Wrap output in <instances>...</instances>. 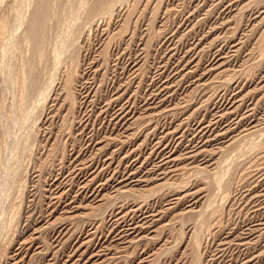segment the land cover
I'll use <instances>...</instances> for the list:
<instances>
[{
	"label": "rangeland",
	"instance_id": "374dc122",
	"mask_svg": "<svg viewBox=\"0 0 264 264\" xmlns=\"http://www.w3.org/2000/svg\"><path fill=\"white\" fill-rule=\"evenodd\" d=\"M43 1L0 0V264H264V0Z\"/></svg>",
	"mask_w": 264,
	"mask_h": 264
},
{
	"label": "bare ground",
	"instance_id": "6f19581e",
	"mask_svg": "<svg viewBox=\"0 0 264 264\" xmlns=\"http://www.w3.org/2000/svg\"><path fill=\"white\" fill-rule=\"evenodd\" d=\"M38 3H39V2H38ZM40 3H41V2H40ZM47 3H48L47 0H44V1H43L42 7L44 6V8H42V10H41V13H43V14H41V16H43V15L45 14L44 11H46L45 9L48 8V4H47ZM46 4H47V5H46ZM45 6H46V8H45ZM40 8H41V7H40ZM39 10H40V9H39ZM47 11H48V10H47ZM46 13H47V12H46ZM35 14H36V13H35ZM34 16H35V15H34ZM44 16H46V15H44ZM32 17H33V16H32ZM45 18H46V17H45ZM38 23H39V22H38ZM36 24H37V23H36ZM6 25H7V17H6V15H3L2 17H0V37H2V35H4V32L6 31ZM12 25H13V24H12ZM9 26H10V25H9ZM40 26H41V25H40ZM33 27H34V26H33ZM36 27H37V26H36ZM37 28H39V27H37ZM40 28H42V27H40ZM40 28H39V29H40ZM32 29H33V28H32ZM34 30H35V29H34ZM40 31H41V30H40ZM40 31H39V32H40ZM42 33H43V32H42ZM42 33H41V34H42ZM39 35H40V34H39ZM39 35H38V36H39ZM35 36H36V34H35ZM35 36H34V37H35ZM3 37H4V36H3ZM42 37H43V36H40L39 39L42 38ZM36 38H38V37H36ZM5 39H6V38H5ZM36 41H37V40H36ZM9 46H10V45H9ZM18 55H19V54H18ZM13 61H14V60H13ZM23 62H24V61H23ZM21 63H22V62H21ZM19 65H20V64H19ZM22 66H23V65H22ZM22 66H21V67H22ZM23 70H24V69H23ZM23 70H22V68H21L20 71L23 72ZM25 71H26V70H25ZM22 72L19 73V78H21L20 75L22 74ZM23 73H24V72H23ZM24 75H25V74H24ZM14 77H15V76H14ZM22 79H23L22 82H21V79H20L19 82H21L20 84L23 85V84H24V81H25V78L23 77V74H22ZM35 81H36V80H35ZM20 84H19V85H20ZM22 85H21V86H22ZM23 86H25V84H24ZM21 88H22V87H21ZM24 88H25V87H23L22 89L24 90ZM22 89H21V90H22ZM23 90H22V91H23ZM24 93H25V92H24ZM20 94H22V93L20 92ZM23 97H24V95H20V98H21L20 100H23ZM20 102H21V101H20Z\"/></svg>",
	"mask_w": 264,
	"mask_h": 264
}]
</instances>
